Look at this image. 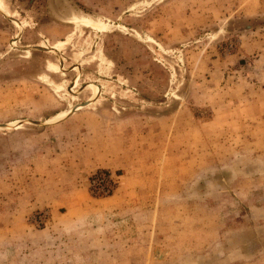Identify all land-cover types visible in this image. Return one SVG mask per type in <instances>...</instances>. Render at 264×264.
<instances>
[{
    "label": "rangeland",
    "instance_id": "obj_1",
    "mask_svg": "<svg viewBox=\"0 0 264 264\" xmlns=\"http://www.w3.org/2000/svg\"><path fill=\"white\" fill-rule=\"evenodd\" d=\"M0 124V264H264V0H0Z\"/></svg>",
    "mask_w": 264,
    "mask_h": 264
},
{
    "label": "built area",
    "instance_id": "obj_2",
    "mask_svg": "<svg viewBox=\"0 0 264 264\" xmlns=\"http://www.w3.org/2000/svg\"><path fill=\"white\" fill-rule=\"evenodd\" d=\"M95 189L103 191V193L110 194L114 191L116 180L112 173L102 172L97 174L92 180Z\"/></svg>",
    "mask_w": 264,
    "mask_h": 264
},
{
    "label": "water",
    "instance_id": "obj_3",
    "mask_svg": "<svg viewBox=\"0 0 264 264\" xmlns=\"http://www.w3.org/2000/svg\"><path fill=\"white\" fill-rule=\"evenodd\" d=\"M89 102H87V103H85V104H81L82 106H84V105H86V104H88ZM23 122L21 121L20 122V124H22ZM1 125V124H0ZM2 126H10V125H8V124H3Z\"/></svg>",
    "mask_w": 264,
    "mask_h": 264
},
{
    "label": "bare ground",
    "instance_id": "obj_4",
    "mask_svg": "<svg viewBox=\"0 0 264 264\" xmlns=\"http://www.w3.org/2000/svg\"><path fill=\"white\" fill-rule=\"evenodd\" d=\"M8 7V6H7ZM9 10V9H8ZM4 11H6V6H5V10ZM82 106V105H81ZM79 106H76L74 109H76V108H78ZM68 113H71V110L68 112ZM67 113V114H68ZM8 125H10V124H8ZM0 126H2V125H0Z\"/></svg>",
    "mask_w": 264,
    "mask_h": 264
}]
</instances>
